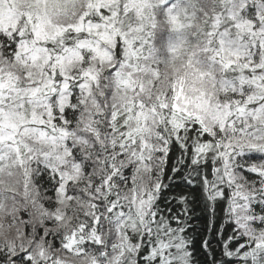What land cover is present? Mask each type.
Returning a JSON list of instances; mask_svg holds the SVG:
<instances>
[{
	"label": "snow or ice",
	"instance_id": "obj_1",
	"mask_svg": "<svg viewBox=\"0 0 264 264\" xmlns=\"http://www.w3.org/2000/svg\"><path fill=\"white\" fill-rule=\"evenodd\" d=\"M0 264H264V0H0Z\"/></svg>",
	"mask_w": 264,
	"mask_h": 264
}]
</instances>
